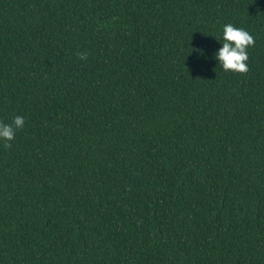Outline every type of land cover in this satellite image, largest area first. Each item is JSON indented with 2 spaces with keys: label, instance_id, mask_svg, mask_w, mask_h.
<instances>
[{
  "label": "trees",
  "instance_id": "1",
  "mask_svg": "<svg viewBox=\"0 0 264 264\" xmlns=\"http://www.w3.org/2000/svg\"><path fill=\"white\" fill-rule=\"evenodd\" d=\"M17 115L0 264H264V0H0Z\"/></svg>",
  "mask_w": 264,
  "mask_h": 264
},
{
  "label": "clouds",
  "instance_id": "2",
  "mask_svg": "<svg viewBox=\"0 0 264 264\" xmlns=\"http://www.w3.org/2000/svg\"><path fill=\"white\" fill-rule=\"evenodd\" d=\"M222 47L216 52L215 58L222 65L225 72L246 74L249 66L246 63L249 60L248 48L255 46V37L242 27L228 23L223 26V38L218 39ZM81 60H86L87 52L78 53ZM25 119L17 115L12 123L6 124L0 121V140H3L6 148L11 147V141L14 140L17 129L23 128Z\"/></svg>",
  "mask_w": 264,
  "mask_h": 264
}]
</instances>
